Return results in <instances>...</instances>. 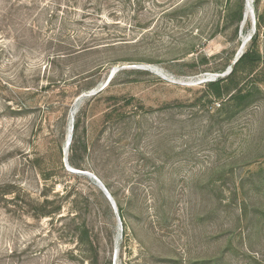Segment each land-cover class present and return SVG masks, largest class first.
Instances as JSON below:
<instances>
[{
    "label": "rangeland",
    "instance_id": "rangeland-1",
    "mask_svg": "<svg viewBox=\"0 0 264 264\" xmlns=\"http://www.w3.org/2000/svg\"><path fill=\"white\" fill-rule=\"evenodd\" d=\"M75 6L0 35V264H264V73L234 101L199 81L253 44L264 0Z\"/></svg>",
    "mask_w": 264,
    "mask_h": 264
},
{
    "label": "trees",
    "instance_id": "trees-1",
    "mask_svg": "<svg viewBox=\"0 0 264 264\" xmlns=\"http://www.w3.org/2000/svg\"><path fill=\"white\" fill-rule=\"evenodd\" d=\"M60 1L61 0H0V35L10 37L15 35L16 38L26 39L28 37V31H33L34 29L39 30L41 18L45 17V23H51L52 20H55L60 7L79 10L75 6V3L78 0H63L64 3H61ZM92 1L93 0H83V2L87 3H92ZM28 20H30V22H28ZM258 22L259 27L256 30L257 36L260 25L264 23L261 14L258 16ZM65 34L66 33H64V35ZM255 36L253 37V44H251V46L231 65V71L228 75L218 77L216 80L207 83L206 86L208 90L206 91V96H212L220 100L227 97V101L241 100L244 99L248 92L245 91L244 87L242 88L240 86L241 82L249 78H254L255 81L263 80L261 79V76L262 73H264V70L257 71L262 60L260 53L255 49ZM87 48H90V46L88 43L84 42L80 45L78 50L84 51ZM241 79L242 81L240 82ZM201 100L202 99H199L198 102ZM77 128L78 123L76 122L73 124V129L76 130ZM262 158L263 160L258 162V164L261 163L264 166V155ZM246 172L250 173L249 169ZM245 174L240 176V189H243L244 187ZM5 192L6 190L2 193L0 192V195H5ZM111 195L115 200L119 216L121 217L120 203L115 199L114 194L111 193ZM244 206L245 204H243L242 207L244 208ZM242 207H240V209ZM46 208H48V205H43L42 211H45ZM80 240L81 242H84L83 238Z\"/></svg>",
    "mask_w": 264,
    "mask_h": 264
},
{
    "label": "water",
    "instance_id": "water-1",
    "mask_svg": "<svg viewBox=\"0 0 264 264\" xmlns=\"http://www.w3.org/2000/svg\"><path fill=\"white\" fill-rule=\"evenodd\" d=\"M245 13H244V16H243V20L246 18L245 17ZM255 31V28H253V32ZM250 36V35H249ZM251 37V36H250ZM238 58V57H237ZM237 58L234 60V62L237 60ZM233 62V63H234ZM119 67H115L112 69L111 73H110V76L111 77L117 70H118ZM231 71V65L222 73H213V74H204V75H201V79L199 80L200 82H208V81H214L216 80L218 77H224L226 75H228ZM107 83V81L99 84L96 88L90 90L87 92L88 95H93L95 93H97L98 91H100L102 89L103 86H105V84ZM85 95H81L77 98V101H79L82 97H84ZM75 110L76 108H74L71 112V117H70V121H71V128L69 129V134L67 136V140H66V150L68 149V146L71 142V138H72V130H73V121H74V113H75ZM64 162L66 164V167L68 170H70L71 172H74V173H78V174H83L87 177H89L91 180H93V182L99 187V189L102 191V193L104 194L105 198L108 200V202L110 203L114 213L117 214V205L113 199V197L111 196V194L109 193V191L106 189V187L104 186V184L95 176L93 175L92 173L90 172H87V171H81V170H74V168H71L68 166L67 164V158H66V155H64ZM117 218L119 220V215H117Z\"/></svg>",
    "mask_w": 264,
    "mask_h": 264
},
{
    "label": "bare ground",
    "instance_id": "bare-ground-1",
    "mask_svg": "<svg viewBox=\"0 0 264 264\" xmlns=\"http://www.w3.org/2000/svg\"><path fill=\"white\" fill-rule=\"evenodd\" d=\"M69 124H70V127H69V129L71 128V121H70V119H69ZM72 168V167H71ZM75 170V169H74Z\"/></svg>",
    "mask_w": 264,
    "mask_h": 264
}]
</instances>
